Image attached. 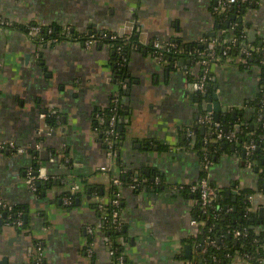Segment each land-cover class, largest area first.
<instances>
[{
  "label": "crops",
  "instance_id": "0c3cea01",
  "mask_svg": "<svg viewBox=\"0 0 264 264\" xmlns=\"http://www.w3.org/2000/svg\"><path fill=\"white\" fill-rule=\"evenodd\" d=\"M216 5L217 0H0V141L30 147L20 155L0 150V194L12 205L22 206L28 222L21 231L3 219L0 261L6 257L4 264L32 263L34 240L41 239L46 264H112L104 241H90L86 227L96 224L100 215L92 207L97 197L84 192L80 181L84 176L101 191L112 184L115 169L100 170L107 164V152L95 113L118 89L113 79L114 50L109 44L91 50L77 43L40 46L26 29L5 21L71 24L81 31L93 27L120 33L136 21L144 46L131 51L125 70L121 98L129 116L119 158L122 173L145 180L140 187L122 188L123 264H140L146 253L149 260L141 264H191L194 248L186 239L199 226L194 224L198 221L194 193L183 188L191 190L203 172L200 154L186 145L189 129L194 130L193 139L206 132L198 124L205 98L200 101L199 91L193 87L200 66L189 54L177 63H158L146 44L176 39L190 51L200 38L220 35ZM256 5L242 19L248 42L260 45L264 41V4ZM251 31H256L254 40L249 38ZM240 65L213 64L211 94L229 107L221 117L232 118L230 111L237 110L240 114L234 124L242 125L248 123L244 116L255 114L262 81L258 66ZM50 111H56L57 124L40 134L45 126L41 114ZM255 123L257 126L256 118ZM41 136L43 146L37 149ZM31 150L37 152V160ZM41 150L48 151L49 160L42 159ZM34 162L48 177L42 179L38 192L25 182ZM262 172L259 162L248 166L239 154L222 153L213 161L209 178L219 189L221 204L228 208L236 205L234 197L237 199L241 189L253 188L252 212L262 223ZM74 183L80 185L82 190L76 193L82 195L69 207L63 193ZM186 245L191 246L190 257Z\"/></svg>",
  "mask_w": 264,
  "mask_h": 264
},
{
  "label": "trees",
  "instance_id": "16d2710c",
  "mask_svg": "<svg viewBox=\"0 0 264 264\" xmlns=\"http://www.w3.org/2000/svg\"><path fill=\"white\" fill-rule=\"evenodd\" d=\"M263 0H248L243 3H238L235 5H232L229 7V9L224 13H217L216 16V22L217 27L219 28V31L221 32L220 37L223 39L228 38L230 35H235L238 39L237 43L233 45L231 49V53H239L241 51L242 47V39L247 40V36L244 33V22L243 19L239 21V18L243 17V14L247 12L250 8L257 6L256 4H259V2H262ZM235 14L236 17L234 19L231 18V15ZM249 24V23H248ZM16 28H24L27 30L26 24H14L12 25ZM61 28L59 27L57 31H55L54 36H59V30ZM46 37V35H43ZM80 33L78 31L75 32V37H78ZM101 36V35H100ZM129 41H133L130 43L138 42L139 41V35L137 33V30H135L134 33L128 36ZM104 40H108L114 44V47L121 46L122 51L126 54H129L130 49V43L126 44L124 41H126L125 37H116L115 39L106 38ZM174 41L179 49L184 45L177 41L176 39H171ZM207 42L204 44L195 43L193 45V49L196 48H206ZM255 45L258 46L256 43ZM264 45V44H263ZM264 47V46H261ZM124 48V50H123ZM185 48V47H184ZM186 49V48H185ZM264 49V48H263ZM187 50V49H186ZM216 51L219 53L221 52V45H218L216 47ZM152 52H154V49H152ZM166 52V51H165ZM187 53H175V52H166V60H170L173 62L174 59H179L181 57H184ZM115 62L112 64L113 71L115 74L116 79H125V65L122 67L121 63H119V60H121V57L118 53H115L112 55ZM195 55H191L193 60H195ZM195 64V61H194ZM241 67H252V66H258L260 69V76L262 81V92L259 93L258 99L255 102L256 111L255 114L251 117L244 116V120L248 123H244L240 125V129L236 131V139L233 141H228L225 139H218L214 142H208L206 143L204 141L206 137L205 133H199V136L196 139H193V136L188 137V140L186 141L187 146H193V149L196 150L200 156H203V152L206 151L209 154V157L212 160H216L220 157L222 153H237L241 157V161L243 164L247 165L248 160L251 162H259L260 165H262L263 172L261 175H264V63L260 62V55H254L253 57H248L246 63H241ZM114 77V78H115ZM124 88H119V95H120V101L116 103L113 99V97L110 98L109 102L102 106L101 108H98L96 112H98L101 116L104 118V123L99 125L98 119L97 124L100 129H106L108 128V121L111 115L116 111L117 116H120L121 119L125 116V108L124 104L122 102L121 96L123 95ZM204 93H213V80L210 79L206 88L205 92H199V100L202 101L204 99ZM114 107L116 109L114 110ZM202 113H207L206 110H204ZM214 116V112H211ZM262 114L261 120L258 121V125L256 126L255 118L257 119L259 114ZM243 116V115H242ZM226 118V119H225ZM221 117L219 122L222 127L225 129L226 125H230L229 129H235L234 123L237 121L236 119L229 118V117ZM58 117L55 114L48 115L45 119V124L49 127H54L57 124ZM216 119V117H215ZM217 120V119H216ZM121 122L116 126V131L119 135L124 134L123 131H119V125ZM125 128V126H124ZM101 132V131H100ZM103 134V133H102ZM101 134V139L103 138L104 134ZM41 140H44L43 137L38 138V142ZM251 141L253 140L256 143V148L253 150L252 154L249 156L242 155L243 152V142L245 141ZM225 142V147H223V143ZM106 148V146H105ZM121 148V145H120ZM30 152V151H29ZM32 153H34L33 157L34 159H38L37 152L35 153L34 150H31ZM118 164L120 169L122 168L120 163V158L118 157ZM34 170V173L36 174L38 169L40 168V164L37 162H34L31 166ZM130 175V174H129ZM125 172L120 174V178L122 180V188L129 186L132 183L131 177ZM208 177V174L204 171L201 174L202 177ZM80 184L83 185V191L88 193V195L92 198L95 197H107L111 198L114 193L119 189L116 185L111 184L110 188L105 191H101V188L99 185H92L88 183L87 179L82 176ZM38 181L42 182V179L37 178L36 180V186L37 190H39L38 187ZM48 181V180H47ZM185 191H191L187 188H183ZM182 189V190H183ZM36 190V192H38ZM254 193L253 188H243L238 193V197L235 200V204L237 205V209H234V206L231 207V209L225 208L224 204H221L220 201L213 202V205L207 209V212L203 211V208L201 204L199 203L198 194L194 193L193 197L196 203V220L205 222L204 225L200 226L199 231L191 235L189 238L186 239V242L190 243L192 247L194 248L192 252V256L189 258V260L192 262V264H233V260L235 258V254L240 251L241 253H248L253 256L252 262L253 264H258L259 258L264 257V246L260 244L261 240H264V222L261 223L259 221V217H257L252 211L247 212L246 208L250 204L249 196ZM81 193H73L71 191H65L63 193L64 197H67L70 199L71 203L67 204V206L71 207L74 206L77 202L78 196H81ZM66 204V203H65ZM92 207H94L97 210V203L92 202ZM123 201L122 203L116 207L111 205L109 202L106 203L105 207V215L108 217V221L105 223V234L109 235L112 239L113 245L116 247V254L117 256L123 254L124 252V245L122 243V237L125 235L124 233V226L120 230H113V216L114 212H118L119 214L123 211ZM22 211L24 213V209L22 206H13V210L10 211L8 214L6 220L14 224V220L16 218V213ZM98 211V210H97ZM99 212V211H98ZM100 215V213H99ZM25 215L23 214V226L17 228L19 230H23L28 226V222L26 221ZM246 229V234L235 237L233 234V230L235 229ZM36 240V239H35ZM34 240V243L36 241ZM92 238L90 237V241ZM211 241H214L215 243L212 244ZM116 256V257H117ZM30 264H34L33 261ZM46 264V263H45Z\"/></svg>",
  "mask_w": 264,
  "mask_h": 264
},
{
  "label": "built area",
  "instance_id": "2783aa9c",
  "mask_svg": "<svg viewBox=\"0 0 264 264\" xmlns=\"http://www.w3.org/2000/svg\"><path fill=\"white\" fill-rule=\"evenodd\" d=\"M248 0H217V5L215 7L217 13H224L226 12L229 7L232 5L243 3ZM259 4H264V0L262 2H259ZM9 25H12L11 23H6ZM27 31L30 35V37L40 46H42L44 43H54L59 38H61L63 41H73L75 38V34L72 31V28L69 25H65L61 27L59 30V36L53 37V28L52 27H46L44 24L32 21L30 23H27ZM244 33L248 38V32L244 29ZM43 35H46L44 37ZM221 35V34H220ZM220 35L215 36L211 38L210 40H206L203 38H200L197 43L204 44L207 42L206 48H192L190 51L186 50L183 46L181 49H179L178 45L172 41L171 39L166 40H159L155 39L153 41V49L154 52H152L154 59L157 62H162L164 55H166V52H175V53H184L186 52L190 56L193 54L195 55V62L200 66V72L197 74L196 79L193 83V87L195 91L199 92H205L208 82L210 79H212V67L215 63H224V62H230L234 64H240V63H246L248 57H253L254 55H260V62L264 63V41L261 42L260 45L251 44L248 42V39H242V47L241 51L239 53H231V49L233 45H235L238 41L237 37L235 35H230L228 38L223 39L220 37ZM77 41V40H76ZM96 42V39L91 37L86 39L83 42V45L85 48L90 49ZM218 45H221V52L219 53L216 51V47ZM166 51V52H165ZM178 59H174L173 63H177ZM114 101L118 103V99L115 98ZM116 107H114V110ZM212 111H207V113H202L198 119V124L202 125L206 129V137L204 141L206 143L208 142H214L218 139H225L228 141H233L236 139V129H224L222 125L217 122L218 120L215 119V116L211 113ZM51 114H57L56 111H50L48 113H42L41 117L43 119H46L48 115ZM262 114L260 113L257 120H261ZM98 123L99 125L104 123V118L99 113L97 115ZM121 122V117L117 116L116 111L111 115L108 121V128L105 130V139L107 141L106 144V152H107V164L101 165L100 170L103 172H109L112 168L115 170L112 172L111 175V182L113 185H116L119 187V189L114 193V195L111 198L107 197H97L96 203H97V210L100 213V220L96 224L88 225L86 227V230L91 238H101L104 243L108 246L109 253L112 257V264H123L124 263V254H121L117 256L116 254V247L113 245L112 239L109 235L105 234V223L108 221V217L105 215V207L106 203L109 202L111 205L118 207L122 203L123 195H122V180L120 178V174L122 173L118 164V157L119 152L116 148V141L118 138V133L116 131V126ZM45 123V122H44ZM44 125V124H43ZM48 130H47V129ZM235 128V127H234ZM52 130L53 127H49L45 124L43 126L39 133L41 134L44 131ZM194 130L193 128L188 130V136H193ZM43 144L41 142H38L35 144V147L37 149H41ZM245 155L249 156L252 154L253 150L256 148V143L251 141H245L242 144ZM30 149L28 146H22L17 144L15 141H0V150H10L14 154H25ZM202 159V169L205 173L208 174V177H202L200 178L194 185L191 187V191L193 193L198 194L199 203L201 204L203 211L207 212V209L213 205V202H215V197L218 194L219 189L214 186L209 178V170L213 165V161L209 154L204 151L203 156H201ZM247 165H253V162L249 161L247 162ZM39 179H47V175L45 172V169L43 167H40L37 171V173H34V170L32 167H29L26 172L25 182L28 185V187L36 191V180ZM145 180L144 178L142 179ZM136 181L137 179H132V183L130 184L131 187H136ZM81 187L79 184H72L70 186V191L73 193L81 191ZM253 198L252 194L249 196L250 204L247 206L246 211L251 212V199ZM64 203L70 204L71 201L69 198L64 197ZM13 206L11 203L6 201L0 194V215L3 214V212H7L8 214L13 210ZM227 209H231L228 208ZM123 212L120 214L116 211L114 212L113 216V230H120L123 227L124 220H123ZM23 212L19 211L16 213V218L14 220V223L18 227L23 226ZM205 222L203 221H194V224L198 227V231L200 229L201 225H204ZM26 229V228H25ZM24 231V229L22 230ZM197 231V232H198ZM196 232V233H197ZM195 233V234H196ZM246 229H235L233 230V234L235 237H240L244 234H246ZM36 243H34V256H33V263L34 264H45V245L43 244V241L41 239H36ZM212 244H214V241H211ZM260 244L264 246V240L260 241ZM90 252V251H89ZM117 256V257H116ZM253 256L248 253H241L238 251L235 254V258L233 260V264H253L252 262ZM192 264V262H191ZM258 264H264V257L259 258Z\"/></svg>",
  "mask_w": 264,
  "mask_h": 264
},
{
  "label": "flooded vegetation",
  "instance_id": "af4514ba",
  "mask_svg": "<svg viewBox=\"0 0 264 264\" xmlns=\"http://www.w3.org/2000/svg\"><path fill=\"white\" fill-rule=\"evenodd\" d=\"M10 23V22H8V21H5V23ZM12 24V23H11ZM14 24V23H13ZM12 24V25H13ZM65 25H69L71 28H72V31H73V33L75 34V32L76 31H78L79 33H80V35H81V37L80 36H78L77 38H75L73 41H70V42H67V41H63L61 38H59L56 42H54L53 44H59V43H67V44H71V43H77V44H79V45H81L82 47H83V49H85V50H91V49H93L94 47H96V46H100V45H102V44H109L111 47H112V50H114V54L115 53H118L119 55H120V57H121V60H119V63H121V66L123 67L124 65H125V67L127 66V63H128V61H129V58H130V54H131V51H133L135 48H141V47H143L144 46V44L140 41V39H139V41L138 42H134V43H130V42H133V41H129V39H128V37H126V36H128L129 34L131 35L132 33H134L135 32V30H137V33H138V35H139V32H140V28H139V26L137 27V23H136V21L134 20L133 21V23L132 22H129L128 23V26L126 27V29H123V32H121L120 33V31L119 30H112V29H96V28H93V27H89V29H87V30H85V31H81V30H77L73 25H71V24H65ZM65 25H55V24H46L45 26L46 27H52L53 28V34H52V36L53 37H55L54 36V32L55 31H57L58 30V28L60 27H63V26H65ZM101 35V36H100ZM122 37V36H124L125 37V39H126V41H124L126 44H128V43H130V51H129V54H126V52L124 53V51H122V53H120V51L122 50V47L121 46H117V47H114V44L112 43V42H110V41H108V40H104V39H106V38H110V39H115L116 37ZM91 37H93V38H95L96 39V42H95V44L90 48V49H87V48H85V46L83 45V42L86 40V39H88V38H91ZM77 40V41H76ZM147 45V48L149 49V53H150V55L153 57V54H152V49H153V41L152 42H149L148 44H146ZM123 50H124V48H123ZM154 58V57H153ZM156 61V60H155ZM166 62V55H164V58H163V60H162V62H158V63H161V64H163V63H165ZM113 75H114V77H115V74L113 73ZM113 77V79H115L116 81V83H117V85H118V89L117 90H115L114 92H113V94H112V96L111 97H113V99H115V98H117L118 99V102L120 101V95H119V88L120 87H123V86H125V79H116V77L114 78ZM101 108V107H100ZM96 115V119H97V115H98V112H96L95 113ZM57 117H58V115H56ZM120 126V125H119ZM105 130L106 129H100L99 131H101V132H99L100 133V136H101V134L103 133L104 134V136H103V138H102V142H103V144H104V147L106 146V144H107V141H106V139H105V135H106V133H105ZM120 131V130H119ZM118 133V132H117ZM102 134V135H103ZM124 135V134H123ZM123 135L121 136V135H119L118 134V138H117V141H116V148H117V150H118V152L120 151V145L122 144V140H123ZM132 179H134V178H132ZM135 179H137V181H136V186H138V187H140L141 185H142V183H143V177H140V176H138V177H135Z\"/></svg>",
  "mask_w": 264,
  "mask_h": 264
},
{
  "label": "water",
  "instance_id": "95a60500",
  "mask_svg": "<svg viewBox=\"0 0 264 264\" xmlns=\"http://www.w3.org/2000/svg\"><path fill=\"white\" fill-rule=\"evenodd\" d=\"M236 17V15L235 14H232L231 15V18L232 19H234ZM242 20V18H239V21H241ZM255 33H256V31H251V33H250V40H254V36H255ZM113 53H114V51H113ZM215 87H216V85H215ZM204 98H205V100H204V102H203V109L204 110H206V111H212V112H214V114H215V117H216V119L217 120H220L221 119V114L223 113V112H229V107L227 106V105H224V104H222L220 101H218V100H215V97H214V95L213 94H210V93H204ZM127 106H125V108H126ZM45 111V110H44ZM231 112V117L233 118V119H236L237 117H238V114H240L239 113V111H237V110H233V111H230ZM128 113H129V110H127V108L125 109V116L121 119V124H120V126H119V130L120 131H123L124 130V126H126L127 124H128ZM225 118V117H224ZM226 119V118H225ZM229 127H230V125H226V127H225V129H229ZM234 127H235V129L238 131L239 129H240V125L239 124H235L234 125ZM47 129V128H46ZM48 130V129H47ZM47 132V131H46ZM122 143H123V141H122ZM223 145H225V144H223ZM244 151V150H243ZM120 152V151H119ZM245 152V151H244ZM39 153H41L42 154V159L43 160H45V161H47V160H49V158H50V155H49V153H48V151L47 150H41V151H39ZM264 161V160H263ZM256 169H258V167H255ZM52 182H49V184H51ZM41 185V182L40 181H38V186H40ZM219 192V191H218ZM226 194L227 195H230V191L229 190H227L226 191ZM215 200L216 201H220V194H217V196L215 197ZM234 200H236V196L234 197ZM225 208H227V207H225ZM234 209H237V205H234ZM260 216H262V215H264L263 214V210L261 209L260 210ZM7 216H8V213L5 211V212H3V214H2V217H0V224H2V221H3V219L5 220L6 218H7ZM26 216V215H25ZM124 220V219H123ZM126 227V226H125ZM125 227H124V229H125ZM185 250H186V255L188 256V257H190L191 256V246L190 245H186L185 246ZM4 261H6V257H3V259L0 261V264H4Z\"/></svg>",
  "mask_w": 264,
  "mask_h": 264
},
{
  "label": "rangeland",
  "instance_id": "374dc122",
  "mask_svg": "<svg viewBox=\"0 0 264 264\" xmlns=\"http://www.w3.org/2000/svg\"><path fill=\"white\" fill-rule=\"evenodd\" d=\"M143 258H144V260L143 259H140V264H141V261H142V263H144L146 260H149L148 253L144 254L143 255Z\"/></svg>",
  "mask_w": 264,
  "mask_h": 264
}]
</instances>
